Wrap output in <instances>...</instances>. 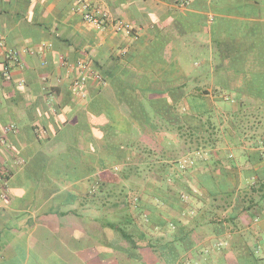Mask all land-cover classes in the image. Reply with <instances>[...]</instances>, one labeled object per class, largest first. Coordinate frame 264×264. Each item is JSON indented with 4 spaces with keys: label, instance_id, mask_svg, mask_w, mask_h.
Listing matches in <instances>:
<instances>
[{
    "label": "crops",
    "instance_id": "1",
    "mask_svg": "<svg viewBox=\"0 0 264 264\" xmlns=\"http://www.w3.org/2000/svg\"><path fill=\"white\" fill-rule=\"evenodd\" d=\"M82 2L91 12L107 13L102 27L84 18ZM120 21L131 27V33L125 27L117 29ZM79 61L93 69L102 67L110 82L100 93L126 115L132 110L116 102L117 88L150 77L155 83L162 69L168 75L163 73L161 83H174L175 72L170 76V71L177 67L189 78L199 71L201 83L230 82L232 90L225 95L209 94L206 99L225 120L222 131L228 128L232 134L229 115L242 110L241 101H251L248 110L256 113L257 101L264 100V90L242 88L264 82V0H0V264H161L147 239L132 248L107 224L110 215L103 206L82 204V196L91 193L90 180L72 168V181L61 187L46 181L60 179L61 164L73 167L81 162L78 154L66 150L83 148L90 134L82 126L96 123L88 106L100 81L90 76L86 87L74 89ZM5 67L11 78L5 77ZM195 82L190 80L191 85ZM172 97L148 95L169 101ZM215 99L231 101V111ZM262 127L252 122L245 126L249 134L262 132ZM225 135L217 154L202 152L183 161L193 162L188 171L192 179L210 170L218 182L225 177L235 183L243 169L252 167L243 158L236 161V151L264 149L255 146L253 138L245 139L244 146L229 144ZM146 136L144 141L156 148L153 136ZM155 136L159 153L176 141L164 134ZM231 150L235 165L226 155ZM56 163L60 169L53 167ZM46 170L54 171V177L49 179ZM149 174L162 180L159 172ZM176 184L168 187L176 189ZM180 205L184 211L191 209L184 201ZM171 215L174 212L169 219ZM166 229L154 226L159 233ZM247 230L261 238L264 218L252 221ZM191 238L206 246L216 236L199 239L193 232ZM139 255L140 261L135 258ZM228 255L235 256L232 251Z\"/></svg>",
    "mask_w": 264,
    "mask_h": 264
},
{
    "label": "trees",
    "instance_id": "2",
    "mask_svg": "<svg viewBox=\"0 0 264 264\" xmlns=\"http://www.w3.org/2000/svg\"><path fill=\"white\" fill-rule=\"evenodd\" d=\"M94 70L101 73L103 82H110L102 67L94 66ZM173 72L174 83H161L163 73L168 75L167 69H162L161 78L156 76L155 83L150 77L121 84L116 90V102L128 104L132 110L129 115L100 93L104 84L99 82L88 106L96 123L82 126L90 136L79 153H74L81 162L73 167L65 164V172L73 168L80 178L90 180L91 193L82 196V204L103 206L104 213L110 215L107 224L132 248H139L138 241L147 239L161 264H224L231 251L239 264H264V232L260 231L258 238L247 230L252 221L264 218V163L255 168L264 162V149L236 151V161L243 158L252 167L243 169L242 178L235 183L225 177L218 182L210 170L192 179L188 171L194 167L193 162L183 163L202 152L215 155L225 134L229 144L244 146L245 139L253 138L255 146H264V130L249 134L245 128L252 122L264 129V100L257 101L256 113L248 110L251 101H241L242 110L229 115L230 124L234 125V132L229 134L228 128H220L222 117L206 96L225 95L232 90V84L221 80L198 82L201 73L197 70V76L191 78L181 67L171 69L170 76ZM204 75L210 77V71ZM191 79H196L193 85ZM242 88L263 91L264 82L248 83ZM152 92L174 97L171 101L148 98ZM147 133L175 137L176 141L159 153L144 141ZM232 151L226 155L235 165ZM151 171L159 172L162 180L152 179ZM188 173L190 178H186ZM173 181L178 182L176 189L168 187ZM181 201L191 206L190 211H184ZM171 212L174 215L169 219ZM155 225L167 229L159 233L154 230ZM193 232L199 239L207 235L216 238L210 245H198L191 238ZM254 244L256 248L252 247ZM186 252H191L189 257H182ZM135 258L140 261L143 257Z\"/></svg>",
    "mask_w": 264,
    "mask_h": 264
},
{
    "label": "built area",
    "instance_id": "3",
    "mask_svg": "<svg viewBox=\"0 0 264 264\" xmlns=\"http://www.w3.org/2000/svg\"><path fill=\"white\" fill-rule=\"evenodd\" d=\"M187 0H183V2H186ZM80 8L82 9H86L85 13H84V18L95 24L98 27H102L106 17H107V13L106 12H99V13H94L91 12L88 9V5L86 2H82ZM125 27L127 29L128 33H131V27L129 25L124 24V22L120 21L117 24V29H121ZM77 77L75 78V80L73 81V88L76 90H81L82 88L86 87L88 78L90 76L94 77L96 80L102 82L104 85L106 84L105 82H103V78L102 75L99 71H96L93 69V67L86 61H79L77 63ZM4 75L6 78H11V74H10V70L8 69V67L4 68ZM13 128V126H12ZM5 189V188H4ZM3 190H1L2 192Z\"/></svg>",
    "mask_w": 264,
    "mask_h": 264
},
{
    "label": "rangeland",
    "instance_id": "4",
    "mask_svg": "<svg viewBox=\"0 0 264 264\" xmlns=\"http://www.w3.org/2000/svg\"><path fill=\"white\" fill-rule=\"evenodd\" d=\"M218 104L220 105V106H225V107H227L230 111H231V109H232V106H231V101H228V100H226V101H218ZM220 121H221V125H226L225 124V120L223 119V118H220ZM226 123L228 124V120L226 121ZM151 135V134H150ZM152 136H153V140H152V144H153V146L155 147L156 146V148H153L154 150H158V145H156V143L155 142H157L158 140H159V136L157 137V136H155L154 134H152ZM148 140V139H147ZM158 143V142H157ZM80 149L78 148V147H76V148H69V149H67L66 151L67 152H69L70 154H74L75 152L76 153H79L78 151H79ZM64 152V151H63ZM65 153V152H64ZM74 156V155H73ZM69 159H71V158H69ZM75 159H77V158H75ZM72 160V159H71ZM59 164L60 163H56V164H53V167H58L59 168ZM60 167L61 168H63V170L64 171H62V172H60V170H59V173H60V175L59 176H57L58 178H60L59 180H60V183H58L59 182V180H57V181H54L53 179H50V178H53L54 176V171H48V170H46L47 172H49V179L50 180H46L49 184H52V183H54L56 186H58V187H61L62 186V184H66V182H70L71 180H72V174H71V171H69V173H67V172H65V166H64V164H61L60 165ZM60 169V168H59ZM56 172H58L57 170H56ZM77 173V175H78V172H76ZM48 175V174H47ZM69 179H71V180H69ZM253 248H256V246H255V244L252 246ZM224 264H239V262H238V260L235 258V256H233V255H228V258H226L225 259V261L223 262Z\"/></svg>",
    "mask_w": 264,
    "mask_h": 264
}]
</instances>
